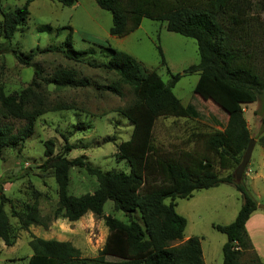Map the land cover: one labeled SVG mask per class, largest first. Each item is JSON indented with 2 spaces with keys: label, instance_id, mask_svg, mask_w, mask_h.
<instances>
[{
  "label": "trees",
  "instance_id": "1",
  "mask_svg": "<svg viewBox=\"0 0 264 264\" xmlns=\"http://www.w3.org/2000/svg\"><path fill=\"white\" fill-rule=\"evenodd\" d=\"M25 3L12 12L2 14V34L5 43L1 51L14 55L18 61L29 66L35 53L26 55L28 62L16 55L10 43L19 28L28 19L29 5ZM63 7L73 6L77 0H48ZM95 4L111 15V37L123 38L141 25L142 19L165 22L166 30L196 42L199 63L186 68L182 74L171 75L163 82L156 72L147 70L132 56L100 46L108 61L92 67L115 73L121 83L129 86L136 101L121 111L132 127L130 138L117 147V156L124 161L129 172H104L92 167L84 157L67 160L64 154L53 157V143H44L45 164L53 169L57 185V203L50 217L42 218L36 201L23 203L24 213L14 210L12 217L18 219L21 229L29 226L47 228L56 220L77 222L90 213L102 219L108 230L106 242L96 258H82L70 242L43 240L31 236V256L28 264H205L198 237L184 242L186 220L176 212L175 201L192 197L193 192L216 188L227 184L240 195L241 207L235 219L228 225H212V229L226 237L222 246V264H239L244 253H251V264H263L256 255L245 224L257 210L258 204L250 194L244 179L234 173L218 177L215 164L197 154H181L178 158L159 156L153 142V128L158 118L199 117L195 106L183 107L172 89L184 76L197 74L196 89L200 90L227 116L224 132H215L206 139V151L217 158V166L223 171L237 169L250 140L242 106L253 104L264 93V65L256 52L264 44V28L252 23L249 12L253 0H94ZM203 4V5H202ZM257 6L264 12V0ZM44 29L51 28L43 26ZM42 30V29H41ZM63 30V29H62ZM70 30V28H69ZM257 37L255 42L248 39ZM70 34L63 42L73 54ZM256 43V44H255ZM161 63L162 51L157 47ZM43 53H64L61 47L42 50ZM40 70L34 66L30 85L19 94L5 95L0 87V117L24 122L16 132L11 126L0 124V160L3 150L22 146L33 135L37 118L46 112L45 99L40 85ZM46 85L57 87H85L87 82L75 80L69 72H57L43 80ZM111 93L121 96L116 85L107 87ZM264 128V117L261 119ZM264 148V136L260 138ZM72 148L66 147L65 152ZM239 155V157H238ZM234 165V166H233ZM78 167L96 179L97 188L91 194L72 196L68 193L69 171ZM247 169V168H246ZM159 180V181H158ZM149 184V188L140 190ZM35 197L38 195L34 194ZM165 200H169L165 203ZM107 201L115 211L122 212L127 222L111 216H103ZM10 203L0 192V240L11 243V233L4 205ZM264 212V209H263ZM137 214L138 219H133ZM176 242H181L174 245Z\"/></svg>",
  "mask_w": 264,
  "mask_h": 264
},
{
  "label": "rangeland",
  "instance_id": "2",
  "mask_svg": "<svg viewBox=\"0 0 264 264\" xmlns=\"http://www.w3.org/2000/svg\"><path fill=\"white\" fill-rule=\"evenodd\" d=\"M25 1L0 0V87L5 95L19 94L32 82L34 66L39 68L41 81H36L45 99L46 112L37 118L33 135L22 146L7 148L2 152L0 192L10 200V203L4 205V211L8 218L11 243L5 245L0 240V264H28L32 254L28 245L31 236L70 242L80 251L82 258H96L108 236L102 219H96L88 213L77 222L64 220L62 224H58L54 221L47 228L29 226L23 230L11 212L14 210L22 216V204H33L36 201L42 218L52 215L57 203V185L53 169L45 164L44 143L47 141L53 143V157L60 154H64L67 160L84 157L92 167L104 172H129L128 165L118 159L117 147L130 138L132 131L121 111L131 106L136 98L132 89L121 83L115 73L92 67L108 61V56L100 51V46L109 45L132 56L147 70L156 72L163 82H167L171 75L182 74L189 66L199 63L197 45L190 38L168 32L165 22L149 19H142L140 27L126 37H111V15L101 10L94 0H77L71 7H63L48 0H36L29 5L25 25L18 29L10 43L23 62H28L26 55L35 53L30 65L26 66L14 55L1 51V46L5 43L2 14L14 11ZM257 3L258 0H253V8L248 15L253 24H260L264 28V12ZM43 26H49L51 30H46ZM69 34L74 51L92 52H69L63 43ZM248 39L256 42L257 37L251 35ZM53 47H61L64 53L42 52ZM157 47L162 51L164 64L161 63ZM256 55L264 65V44L258 47ZM57 72H69L75 80L86 81L87 86L46 85L43 80L51 78ZM197 80V74L182 77L172 93L183 104L191 102L199 117L189 120L158 118L153 128V142L161 157L165 155L178 158L181 154L195 153L214 163L216 175L224 177L227 173H234L236 167L229 172L221 170L216 164L217 158L206 151L205 145L208 136L225 131L227 116L196 89ZM111 85L119 88L121 96L107 90ZM242 111L250 140L255 141L247 167L250 170L261 169L264 175V168H260L264 159V148L260 144V138L264 136L261 124L264 117V93L255 103L243 105ZM212 121H217L221 130H217V124ZM0 124L11 126L14 132L24 126L22 121L1 117ZM66 147L72 149L65 152ZM244 183L247 185V179ZM247 187L258 204L257 209L263 210L264 180L251 181V186ZM96 188V179L84 169H70L67 189L70 195L78 197L91 194ZM148 188L149 184L140 193ZM35 193L38 194L36 197ZM168 202L169 200H165V203ZM241 204L239 193L227 184L195 191L192 198L187 200H176V212L187 222L184 237L199 238L205 264H222V246L226 237L213 230L212 225L230 224ZM102 213L103 216L127 222L122 212L114 210L111 201L105 203ZM138 217L137 214L133 215V219ZM246 232L251 244L255 243L260 249L264 261V216L263 219L254 217ZM180 243L176 242L174 245ZM252 260L251 253H244L239 264H251Z\"/></svg>",
  "mask_w": 264,
  "mask_h": 264
},
{
  "label": "crops",
  "instance_id": "3",
  "mask_svg": "<svg viewBox=\"0 0 264 264\" xmlns=\"http://www.w3.org/2000/svg\"><path fill=\"white\" fill-rule=\"evenodd\" d=\"M140 27V26H139ZM181 103V102H180ZM189 104V102L188 103H186V104H183V103H181V105L183 106V107H185V106H187ZM167 119H175V118H167ZM181 119H183V120H189V119H186V118H181ZM212 123L213 124H217L216 126H215V128L217 129V130H221L220 129V126L218 125V122L217 121H212ZM164 138H166V136H164ZM260 168H264V159H263V162H262V164H261V167ZM228 172V171H227ZM246 179H247V185L248 186H251V181H255V180H258V179H261V180H264V175L261 173V169H259V170H250V169H248V167H247V169H246V171H245V181H246ZM223 185V184H222ZM245 185H246V183H245ZM247 185H246V187H247ZM220 186V185H219ZM218 186V187H219ZM248 188V187H247ZM194 193V192H193ZM193 195V194H192ZM192 198V197H191ZM190 199V198H189ZM178 200V199H177ZM187 200V199H186ZM175 204H176V201H175ZM92 215V214H91ZM93 216V215H92ZM257 216H259L260 218H262L263 219V216H264V213H263V210H259V209H257L251 216H250V218H249V220L247 221V223L245 224V229L247 230V227H248V225H249V223H251V221H252V219L254 218V217H257ZM57 222H58V224H62L63 222H64V220H61V219H59V220H56ZM187 238H189V236H186V237H184V239H183V241L182 242H184L185 240H187ZM50 240H54V239H50ZM252 246H253V249H254V251H255V253H256V255L259 257V259L262 261V263L264 264V261H263V257H262V255H261V253H260V249L259 248H257V246H256V244L255 243H252Z\"/></svg>",
  "mask_w": 264,
  "mask_h": 264
},
{
  "label": "water",
  "instance_id": "4",
  "mask_svg": "<svg viewBox=\"0 0 264 264\" xmlns=\"http://www.w3.org/2000/svg\"><path fill=\"white\" fill-rule=\"evenodd\" d=\"M254 146H255V141L249 140V143L242 157V160L234 172V175L237 179H245V171L250 162Z\"/></svg>",
  "mask_w": 264,
  "mask_h": 264
}]
</instances>
